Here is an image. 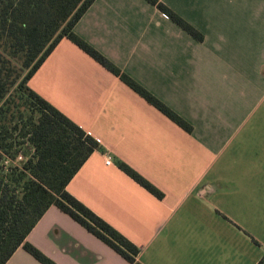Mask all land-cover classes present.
Returning <instances> with one entry per match:
<instances>
[{"label":"crops","instance_id":"crops-1","mask_svg":"<svg viewBox=\"0 0 264 264\" xmlns=\"http://www.w3.org/2000/svg\"><path fill=\"white\" fill-rule=\"evenodd\" d=\"M160 1L204 40L146 0H95L74 31L193 131L64 38L28 85L105 149L67 191L139 247L141 264H257L250 234L264 200V0ZM26 241L56 264H129L57 207ZM7 264L41 263L19 248Z\"/></svg>","mask_w":264,"mask_h":264},{"label":"trees","instance_id":"trees-1","mask_svg":"<svg viewBox=\"0 0 264 264\" xmlns=\"http://www.w3.org/2000/svg\"><path fill=\"white\" fill-rule=\"evenodd\" d=\"M196 40L203 35L160 0H146ZM95 0H0V264L19 248L41 264H56L26 240L57 207L129 264L141 249L73 197L67 186L103 146L29 87V81L67 38L187 133L192 126L102 53L75 26ZM119 169L158 199L164 194L124 162ZM264 264V258L258 263Z\"/></svg>","mask_w":264,"mask_h":264},{"label":"rangeland","instance_id":"rangeland-1","mask_svg":"<svg viewBox=\"0 0 264 264\" xmlns=\"http://www.w3.org/2000/svg\"><path fill=\"white\" fill-rule=\"evenodd\" d=\"M193 39H195L193 37ZM256 206H261L263 210H258L251 221L252 242L255 244L254 258L258 264L264 258V200L257 199ZM254 240V241H253Z\"/></svg>","mask_w":264,"mask_h":264},{"label":"built area","instance_id":"built-area-1","mask_svg":"<svg viewBox=\"0 0 264 264\" xmlns=\"http://www.w3.org/2000/svg\"><path fill=\"white\" fill-rule=\"evenodd\" d=\"M112 164V159L110 157L106 158V165L110 166Z\"/></svg>","mask_w":264,"mask_h":264}]
</instances>
